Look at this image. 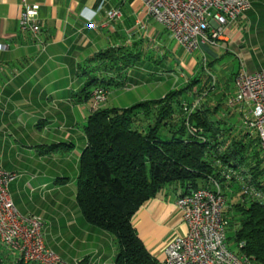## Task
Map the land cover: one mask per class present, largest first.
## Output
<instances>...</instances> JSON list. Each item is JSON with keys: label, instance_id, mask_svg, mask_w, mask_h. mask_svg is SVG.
<instances>
[{"label": "crops", "instance_id": "crops-1", "mask_svg": "<svg viewBox=\"0 0 264 264\" xmlns=\"http://www.w3.org/2000/svg\"><path fill=\"white\" fill-rule=\"evenodd\" d=\"M26 1L39 6V42L19 29L22 0H0V44L6 45L0 48V166L18 174L8 185L9 194L21 213L43 219L45 244L66 264H114L113 237L89 225L76 203L78 164L90 115L82 89L94 75L105 79L102 84L110 83L108 97L111 88L121 89L123 82L131 87L167 84L171 90L199 75L200 86L207 81L201 72L204 55L212 76L219 75L222 87L231 86L229 99L237 71H264V0H249L250 8L227 26L219 46L204 45L192 54L176 42L170 46L174 40L146 17L139 0ZM113 8H119L121 16L108 20L105 11ZM164 50L182 73L158 67ZM137 72L145 76L139 78ZM215 94L226 96L220 89ZM109 104L107 98L104 107H114ZM227 195L225 216L233 214L227 209L235 201L233 194ZM177 196L172 189L161 191L131 219L157 264H164L166 243L186 231L175 205ZM18 260L0 242V264Z\"/></svg>", "mask_w": 264, "mask_h": 264}, {"label": "trees", "instance_id": "trees-1", "mask_svg": "<svg viewBox=\"0 0 264 264\" xmlns=\"http://www.w3.org/2000/svg\"><path fill=\"white\" fill-rule=\"evenodd\" d=\"M204 64L209 67L206 58ZM205 70L203 85L198 86L199 75L192 76L161 98L125 108L104 107L90 113L86 121L76 203L89 225L113 237L117 246L114 264H157L131 219L146 200L161 191L172 189L181 196L200 187L211 188L213 181L223 190H238L242 179L264 193V152L259 139L246 127L232 125L231 115L237 113L229 103L223 105L220 99L211 105L206 96L215 83ZM104 82L102 77L91 76L82 89L84 96L90 101L92 90L100 86L108 98L110 83ZM118 87L131 85L123 82ZM188 126L195 129V135ZM162 127L168 137L160 134ZM242 199L228 203L227 211L232 209L234 215L226 214L227 222L236 228L227 241L232 240L234 250L252 258L253 264H264V201L245 194Z\"/></svg>", "mask_w": 264, "mask_h": 264}, {"label": "built area", "instance_id": "built-area-1", "mask_svg": "<svg viewBox=\"0 0 264 264\" xmlns=\"http://www.w3.org/2000/svg\"><path fill=\"white\" fill-rule=\"evenodd\" d=\"M139 1L146 17L161 24L176 44L189 54L200 51L204 45L219 46L227 26L250 8L249 0ZM38 9V4L22 0L18 24L21 31L30 32L39 42ZM105 16L108 20L118 19L121 10H106ZM0 48L5 49L6 45L0 44ZM233 85L234 93L228 103L242 113L243 124L256 133L264 152V71L241 69L235 73ZM106 100L107 91L95 87L90 94V113L97 111ZM188 131L192 135L196 133L190 126ZM198 137L204 140L202 136ZM17 175L0 166V242L16 253L22 264H66L45 244L43 219L21 213L14 204L8 185ZM240 180L242 194L264 201V193L254 189L249 181ZM175 205L186 231L174 235L166 243L164 264H253L252 258L237 253L227 244L228 222L223 213L225 194L219 183L213 181L211 188L200 187L177 196Z\"/></svg>", "mask_w": 264, "mask_h": 264}, {"label": "rangeland", "instance_id": "rangeland-1", "mask_svg": "<svg viewBox=\"0 0 264 264\" xmlns=\"http://www.w3.org/2000/svg\"><path fill=\"white\" fill-rule=\"evenodd\" d=\"M166 36H167V34H166ZM174 43H175V41H170V46L171 47L174 46ZM153 54H154V52L148 53V56L153 55ZM159 57H160L161 61H160V64H159L158 67L163 66L165 68H168V70L169 69L173 70L174 72H176L178 74H180V72L182 73V69L178 70L177 64L175 62L171 61L172 60L171 59L172 58V54L170 52H167V51L164 50V52L162 51V53L159 55ZM168 61H169V63H168ZM200 63H202L203 68L206 67L205 69L210 71L209 67L205 66V64H204L205 63L204 56H202V60L200 61ZM149 65H151L152 67H157V65H152L151 63H149ZM154 70L155 69L153 68L152 69L153 73L155 72ZM201 72H202V75H204V73L205 74L207 73V71H205L204 69ZM137 74H138L137 77L139 76V78H142L143 76H145V72H137ZM213 77H214L213 80H214L215 86L210 87V90H209L210 91V95H207L206 98L209 100L211 105H214L217 101H221V100H222L221 104H223V105L228 104L229 99L231 97L229 99L227 98L228 97L227 96L228 95L227 92L228 93L231 92V86L229 85L228 89H226V88L222 87L223 81L222 82L220 81L219 75H213ZM213 80H212V82H213ZM154 84H155L154 82H149V83L143 84V87L132 86V87H128V88H125V89L111 88V90H110L111 93H110V95L108 97V101L110 102L109 105L110 106L113 105L114 107L125 108V107H129V106L135 104L136 102H138L140 97L143 98V99H158V98L163 97L170 90V88L167 86V84H165L163 86L162 85L161 86H155ZM219 89L221 91H224V94L226 96H224L222 94L221 95L217 94V96H216L215 93ZM193 90H194V88H193ZM195 94H196V92H195ZM200 96H202V95H199L197 97V99ZM221 98H223V99H221ZM197 99H194L193 102L196 101ZM104 105L105 104L101 105V107L99 109L104 108ZM232 108L235 109L236 106H232ZM89 111H90V108H89ZM224 111L226 112V109H224ZM235 112L237 114L232 113L231 118H230L232 125L235 124V127H240L242 129L245 128V125L243 124V118H242L243 115H242V113L240 111H238V110H236ZM160 134H162V136L164 138L168 137L167 132L163 130V127L160 130ZM229 190H226L227 192L225 190H223V192H225L227 194H233V196H231L230 198H232V197L235 198L234 202H236V200H239V201L243 200L242 199L241 189H238V190L234 189V191L232 190L233 193L229 192ZM227 196H225V205H226ZM232 215H234V212H233ZM228 216H231V215H228ZM237 218H238V216L235 215L234 219H237ZM226 219H227V221H229L228 219H230V218L226 217ZM235 228H236V225L232 226L231 224L228 223V226L226 228V236L227 237H232L233 236V231H234ZM227 244H228V246L231 249H235L234 243H233L232 240H228Z\"/></svg>", "mask_w": 264, "mask_h": 264}]
</instances>
